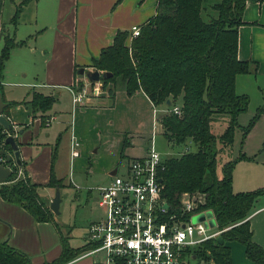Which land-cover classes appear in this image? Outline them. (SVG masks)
I'll use <instances>...</instances> for the list:
<instances>
[{"label": "trees", "instance_id": "1", "mask_svg": "<svg viewBox=\"0 0 264 264\" xmlns=\"http://www.w3.org/2000/svg\"><path fill=\"white\" fill-rule=\"evenodd\" d=\"M27 1L22 0L15 6L10 24H15L21 5ZM259 1L156 0L154 15L139 26L138 35L131 38L128 45L125 44L127 32L116 31L111 44L102 48L89 66L110 73L100 79L101 89L110 99L120 87L127 96L141 91L155 107L178 106L179 114L164 112L158 116L160 134L171 148L190 146L178 156L162 159L158 175L166 215L179 214L184 194L197 195L200 201L195 200L196 207L211 212L216 228L222 230L228 226L218 236L191 249L198 264H231L227 245L231 240L243 245L246 257L254 264H264V251L251 241L246 219L255 200L264 194V186L246 192L232 191L231 172L235 163L244 159L242 155L226 160L219 174L216 172L218 155L227 152L231 145L237 114L244 111L248 103L245 94L234 91L235 76L250 71V62L236 57L237 27L242 24L245 3ZM1 5L2 0L0 11ZM0 37L3 39L1 68L9 49L24 41L14 43L1 31ZM77 84L80 86L79 82ZM166 99L170 101L168 107ZM53 100L51 96L34 92L30 100L23 103L34 113L48 110ZM262 111L260 107L248 127L241 129L243 137ZM217 120L222 129L215 134L212 127ZM124 147L125 141L121 152ZM2 149L12 156L7 144H3ZM7 163L11 173L6 182L0 184V198L21 206L37 222H51L58 231L60 228L53 221L52 213L37 194L38 185L31 183L23 163L16 164L13 157L5 160V165ZM20 167L22 170L17 175ZM46 185H60L53 176L52 163ZM59 242L58 257L44 264H64L93 247L84 244L72 248L60 232ZM0 264H29V260L0 240Z\"/></svg>", "mask_w": 264, "mask_h": 264}, {"label": "crops", "instance_id": "2", "mask_svg": "<svg viewBox=\"0 0 264 264\" xmlns=\"http://www.w3.org/2000/svg\"><path fill=\"white\" fill-rule=\"evenodd\" d=\"M21 1L2 0L0 31L12 38L14 43L24 41V45L27 42L28 58L36 63L32 74L38 82L34 83L35 86L26 87L25 94L18 100L8 99L2 94L1 100L6 104L2 113L11 124L19 161L23 163L31 183L38 185L39 197L48 206L54 195L55 187L46 185L52 163L53 176L60 181V185L56 186L59 197L61 189L71 186L75 189L73 200L84 209L93 194L97 200V186L84 188L86 192L80 198L82 189L75 183L76 180L81 181L82 172L89 174L90 169L92 171L90 164L86 167L92 158L86 155L85 149L89 147L90 152L98 153L108 135L112 134L118 136L116 146L125 141L120 157L119 152L118 156H105L102 161H108L93 170L102 184L106 183L115 169L112 164L117 158L123 157L125 161L144 154L146 147L134 148L126 133L135 130L134 134H140V130L145 129L148 135L151 115L148 116L147 110L143 109H149L151 114L152 108L151 102L141 91L127 96L120 87L116 88L112 99L103 90L104 96L87 95L84 104L72 106L69 89L74 88L77 82L90 88L84 79L75 77L74 69L89 68L91 60L98 57L100 50L111 44L116 31L127 32L131 25L140 26L152 17L156 0H28L21 5L12 25L9 19ZM241 22L237 27L236 57L249 61L250 71L235 76L234 91L247 96L255 87L260 102L264 103V0L246 2L241 12ZM129 41L127 36L125 44L128 45ZM21 46L14 45L9 51ZM31 91L53 97L50 108L32 113L23 103L30 100ZM156 109L160 113L164 110L158 106ZM49 117H52V121L44 123ZM71 141L77 144L78 154L75 157L69 154ZM248 163L255 165L254 162ZM254 167L245 166V159L235 163L231 172L233 192H246L264 186V170ZM18 170L21 172V167ZM62 202L61 197L59 204ZM60 212H51L53 221L60 228L57 231L51 222H37L21 206L0 198V240L25 254L29 264L49 263L58 257L61 250L59 232L67 237L68 244L72 238L70 226L59 220ZM246 219L251 241L264 251L262 195L255 200ZM87 224L79 235L80 243L75 246L69 244L72 248L84 244ZM230 260L231 264H254L245 255L235 258L231 251ZM100 261V255L94 257L81 252L64 264H101Z\"/></svg>", "mask_w": 264, "mask_h": 264}, {"label": "built area", "instance_id": "3", "mask_svg": "<svg viewBox=\"0 0 264 264\" xmlns=\"http://www.w3.org/2000/svg\"><path fill=\"white\" fill-rule=\"evenodd\" d=\"M138 33L137 25H131L127 31L129 39ZM98 86L96 83L90 88L87 85L76 89L71 87V105L84 104L87 95L97 96L100 92ZM151 108L152 130L144 154L126 159L120 173L115 170L106 183L96 187V205L102 217L87 224L84 244L93 247L82 253L94 257L100 255L101 264H189L194 258L191 255L193 247L218 236L227 228L218 230L216 226L205 227L203 221L191 223L192 216L205 212L196 207V202L200 201L197 195L184 194L180 200L179 214L166 215L160 198L158 175L163 158L153 148L159 110L152 104ZM163 111L179 114L177 105ZM51 121L52 117H49L44 123ZM0 133L3 134L0 138L2 149L5 134ZM76 145L75 141L70 142V156H77ZM5 152L3 150V154ZM5 159L1 154L0 162L4 165Z\"/></svg>", "mask_w": 264, "mask_h": 264}, {"label": "rangeland", "instance_id": "4", "mask_svg": "<svg viewBox=\"0 0 264 264\" xmlns=\"http://www.w3.org/2000/svg\"><path fill=\"white\" fill-rule=\"evenodd\" d=\"M208 10L210 11L209 8ZM202 18L206 19L205 16H202ZM2 40L3 39L0 38V50L3 45ZM24 45L22 44L21 47L8 51L6 59L2 61L0 68V96L3 94V96L7 97L8 99H21L26 92V87H31L32 85L35 86L36 84L34 83L38 82L37 79L35 80L34 74H32V70L36 67V63L28 58V56H30V53L26 49L27 42ZM81 85L82 84H80V86ZM80 86H78L77 83L73 85L74 88ZM251 90V94L247 95L248 103L246 105V108L244 109V111L239 112L237 114V127L234 129L232 142L229 146L228 151L218 155L216 167L217 174H219V169L223 162L228 159L236 158L240 155H242L245 159V166H255L254 168L264 170V110L257 116L254 123L248 129L244 137L242 136L241 130L242 128L244 129L248 127L250 119L260 107L264 108V103L260 102V97L258 92L255 91V87H252ZM34 92L35 91H31V94ZM158 107L161 109H166L163 105H159ZM143 110H147L148 116L151 115L149 109L144 108ZM161 113H164V111ZM161 113L157 112V116H159V114ZM42 121L44 122V118L42 119ZM220 125L221 122L219 120L214 123L212 130L215 134L221 132L222 128ZM151 130L152 128L150 116V124L147 130L148 135L146 134L145 129H141L140 134H134L136 133L135 130H130L132 133H126L128 135L127 139H131L134 148H147L149 145V135ZM136 131L138 132L139 130ZM155 133L156 134L153 137V148L161 156V158L178 156L181 152L188 151L190 149L189 145L184 148H171L170 145L164 140V138L160 134V127L158 124L156 125ZM116 136V134H112L110 136L108 135L107 141L103 145H101L98 150V153L96 154L90 152L89 147L85 149L86 155L92 158V162L86 163V167L90 164L89 168H92V171L90 169L89 174H85L84 172H82L80 175L81 181L76 180L75 182L82 189L80 192V198L81 195L85 194L86 192L83 191L84 188H95L96 186L103 183L98 178L97 173L93 171L98 168V166H100L102 163L108 161V159L102 161V158L105 156L109 157L115 154H117L118 156V152L120 157L121 144L123 142H119L118 146H116V139L118 138V136ZM129 136H132V138H130ZM87 139H89V136ZM81 156L82 154L80 153V157ZM124 159L125 158L123 157L119 159L117 158V160H115L112 164V168H115L118 173H120L124 168ZM248 162H254L255 165L253 163ZM74 190L75 189H73V187L71 186H67L61 189V197L63 198V202L59 204L60 206H58V212L61 211L59 220H62L64 223H66V225H69L72 230V238L69 240V244L71 246H75L80 243L81 238H79V235L83 232L82 229L85 227V224L87 222L89 223L91 221L98 220L102 217V212L100 208L96 205L95 194H93L91 196V199H89L87 207H84V209H82L81 207H78L76 205L78 203L73 200V196L75 195ZM262 197H264V194L262 195ZM228 245L230 246L229 256L230 251L235 258H237L238 255H240V257L245 255L244 247L240 242L236 240H231L228 242ZM189 264H198V262L196 258H193L190 260Z\"/></svg>", "mask_w": 264, "mask_h": 264}, {"label": "water", "instance_id": "5", "mask_svg": "<svg viewBox=\"0 0 264 264\" xmlns=\"http://www.w3.org/2000/svg\"><path fill=\"white\" fill-rule=\"evenodd\" d=\"M110 76L109 72H99L96 69H93L91 67L84 69V68H77L76 70V77L78 79H84L88 84H98L100 92H98L97 96H104L105 92L102 91L101 89V78ZM165 105L168 107L170 105V101L168 99L165 100ZM6 104L2 102L1 96H0V132H3L5 134L3 138V143L7 144L11 150L12 157L16 164H19V153L17 149V144L15 142L14 136L11 134V124L8 121V119L3 115L2 111ZM3 154V150L0 149V155ZM4 156L7 160L8 154L4 153ZM115 169L112 170L111 175L114 174ZM11 173V170L9 169L8 163L6 165L0 163V184H3L6 182V179L9 177ZM60 202V197H59V191L58 188L55 187L54 189V195L51 198L49 204H48V209L50 212L53 214H58V205ZM163 208L166 207L165 204L162 205ZM204 219H207L204 221ZM199 221H203V224L205 227H214L215 226V221L212 218V214L210 211H205L203 214H197L195 216L191 217V223H196Z\"/></svg>", "mask_w": 264, "mask_h": 264}, {"label": "flooded vegetation", "instance_id": "6", "mask_svg": "<svg viewBox=\"0 0 264 264\" xmlns=\"http://www.w3.org/2000/svg\"><path fill=\"white\" fill-rule=\"evenodd\" d=\"M11 134H12V132H11ZM5 153H7L8 154V157H7V159L8 158H12V156L8 153V152H5ZM6 160V159H5Z\"/></svg>", "mask_w": 264, "mask_h": 264}]
</instances>
